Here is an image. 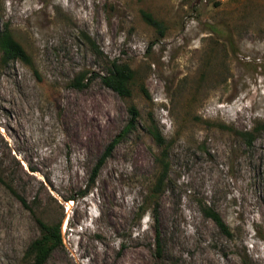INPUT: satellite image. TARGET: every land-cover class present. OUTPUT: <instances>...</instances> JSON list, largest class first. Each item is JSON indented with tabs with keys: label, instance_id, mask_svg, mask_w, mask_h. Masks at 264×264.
<instances>
[{
	"label": "rangeland",
	"instance_id": "rangeland-1",
	"mask_svg": "<svg viewBox=\"0 0 264 264\" xmlns=\"http://www.w3.org/2000/svg\"><path fill=\"white\" fill-rule=\"evenodd\" d=\"M5 26L30 63L0 50V264H30L38 220L44 264H264V0H0Z\"/></svg>",
	"mask_w": 264,
	"mask_h": 264
},
{
	"label": "trees",
	"instance_id": "trees-1",
	"mask_svg": "<svg viewBox=\"0 0 264 264\" xmlns=\"http://www.w3.org/2000/svg\"><path fill=\"white\" fill-rule=\"evenodd\" d=\"M142 16L145 21L157 28H161V24L148 12L142 11ZM91 46L97 50L96 44L92 41L89 36L84 35ZM0 50L2 52L3 59L6 61L10 58H19L25 63H30V58L28 53L18 42L13 34L10 32L9 27L5 26L0 30ZM93 75L88 76V71H79L71 81V86L77 89L84 88L88 85L89 81L92 79ZM134 77V72L130 66L126 63H118L112 61L107 68V73L100 75V79L109 88L114 90L120 96H130L131 94V82ZM146 93V91L144 90ZM128 110L130 112V121L125 126L124 131L128 130L134 122V119L138 116V110L134 104L129 105ZM257 129V128H256ZM123 131V132H124ZM153 137L159 143L163 141L162 136L158 132L157 128L154 126L151 130ZM239 134L245 139L247 144H250L254 139V131H239ZM119 134L117 137L113 138L111 142L107 145L105 150L100 155L98 161L96 162L92 178L95 177L99 167L102 165L104 160L110 155L112 148L118 142ZM91 178V179H92ZM201 211L206 217L211 218L214 223L225 233L228 234L229 230L225 226L221 216L209 205L205 203L200 204ZM41 235L33 239L28 245L25 251V258L30 261V264H44L45 260L49 256L50 252L57 245L62 244V235L60 230V223L58 224H47L41 220H38ZM160 240L157 239V252L160 253Z\"/></svg>",
	"mask_w": 264,
	"mask_h": 264
},
{
	"label": "bare ground",
	"instance_id": "bare-ground-1",
	"mask_svg": "<svg viewBox=\"0 0 264 264\" xmlns=\"http://www.w3.org/2000/svg\"><path fill=\"white\" fill-rule=\"evenodd\" d=\"M27 116V115H26Z\"/></svg>",
	"mask_w": 264,
	"mask_h": 264
}]
</instances>
